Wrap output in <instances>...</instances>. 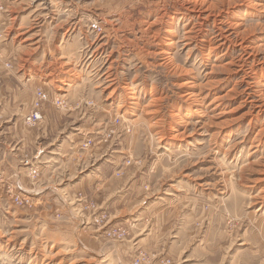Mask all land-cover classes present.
I'll return each instance as SVG.
<instances>
[{"label":"rangeland","instance_id":"rangeland-1","mask_svg":"<svg viewBox=\"0 0 264 264\" xmlns=\"http://www.w3.org/2000/svg\"><path fill=\"white\" fill-rule=\"evenodd\" d=\"M0 264H264V0H0Z\"/></svg>","mask_w":264,"mask_h":264},{"label":"built area","instance_id":"built-area-1","mask_svg":"<svg viewBox=\"0 0 264 264\" xmlns=\"http://www.w3.org/2000/svg\"><path fill=\"white\" fill-rule=\"evenodd\" d=\"M91 27H92V29L93 30H100V27H99V25L96 23V22H94V23H92L91 24ZM48 97V95L43 91V90H38L37 91V101L39 100V101H41V100H44V99H46ZM36 105V104H35ZM37 118H39V116H38V114H35V116H34V119H37ZM34 172H35V170H33ZM17 200L19 201V199L17 198ZM94 205H92V207H93ZM122 229V228H121Z\"/></svg>","mask_w":264,"mask_h":264},{"label":"bare ground","instance_id":"bare-ground-1","mask_svg":"<svg viewBox=\"0 0 264 264\" xmlns=\"http://www.w3.org/2000/svg\"><path fill=\"white\" fill-rule=\"evenodd\" d=\"M188 10V9H187ZM223 10V9H222ZM225 10V9H224ZM193 11V10H192ZM205 19V18H204ZM236 27V26H235ZM221 29V28H220ZM224 35V34H223ZM240 37V36H239ZM191 41V40H190ZM169 44V43H168ZM161 54V53H160ZM172 62V61H171ZM167 63V62H166ZM241 65V64H240ZM260 106V105H259Z\"/></svg>","mask_w":264,"mask_h":264}]
</instances>
